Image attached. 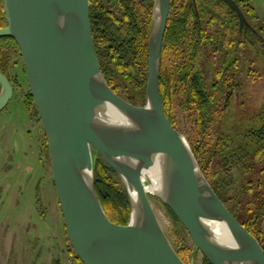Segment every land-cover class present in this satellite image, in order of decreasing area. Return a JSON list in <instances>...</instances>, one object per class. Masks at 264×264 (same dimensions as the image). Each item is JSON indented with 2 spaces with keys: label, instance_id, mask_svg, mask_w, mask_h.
<instances>
[{
  "label": "water",
  "instance_id": "95a60500",
  "mask_svg": "<svg viewBox=\"0 0 264 264\" xmlns=\"http://www.w3.org/2000/svg\"><path fill=\"white\" fill-rule=\"evenodd\" d=\"M251 26L236 0H225ZM20 48L35 108L45 129L64 225L83 264H187L151 202L159 198L212 264H264V248L219 197L187 137L168 117L160 71L171 0H155L149 32L146 100L137 105L108 83L96 50L90 0H3ZM194 8L198 13L196 0ZM14 93L0 70V112ZM125 119L115 122L113 117ZM118 174L130 206L126 225L107 215L96 189L95 163ZM162 175L150 190L149 170ZM99 180V179H98ZM221 222L232 241L209 228Z\"/></svg>",
  "mask_w": 264,
  "mask_h": 264
},
{
  "label": "trees",
  "instance_id": "16d2710c",
  "mask_svg": "<svg viewBox=\"0 0 264 264\" xmlns=\"http://www.w3.org/2000/svg\"><path fill=\"white\" fill-rule=\"evenodd\" d=\"M154 1L95 0L105 14L98 21L94 20L91 1L93 36L105 78L117 93L134 104H138V98L142 104L146 100L149 32ZM236 1L251 24L245 28V36L240 35L239 18L225 0H196L199 14L196 13L193 0H171L162 51L160 91L165 111L175 127L176 108L183 105L185 109L194 105L198 127L204 129L205 124L212 123L213 131L209 135L204 129L201 134H197V138L188 141L219 197L264 248V126L245 133L242 139H248V144L240 142L231 150L232 158H238L239 163L242 164L246 159L250 161L243 164L242 169L246 168L249 175L237 210L228 205L229 198L219 185L220 170L216 167L209 169L214 160L210 156L213 149L216 147L218 151L227 148L235 142V136L220 131L221 117L218 124H213L212 117L209 120L205 118L207 106L218 99L227 107L233 95L228 88L234 84L235 88L241 86L248 48L255 47L258 53L264 48V23L250 22V17L257 15L252 0ZM6 25L4 3L0 0V27ZM17 54L22 56L15 39L11 36L0 37V70L9 79L11 57ZM208 64L213 67L209 75ZM250 70L248 74L252 73ZM209 77H212L210 84L207 81ZM11 82L13 86L19 85L18 77ZM29 95L33 104V95L31 92ZM182 97L186 98L181 100ZM34 113L40 119L37 109ZM204 135L208 136V142ZM44 144L49 147L47 138ZM209 145L213 146L209 148ZM237 149L241 150L240 154L235 152ZM95 175L96 189L108 217L115 223L126 225L130 206L118 174L104 159L99 158L95 163ZM167 208L174 223L183 227L171 209ZM74 254L78 258L75 251ZM204 264L212 263L204 256Z\"/></svg>",
  "mask_w": 264,
  "mask_h": 264
},
{
  "label": "rangeland",
  "instance_id": "374dc122",
  "mask_svg": "<svg viewBox=\"0 0 264 264\" xmlns=\"http://www.w3.org/2000/svg\"><path fill=\"white\" fill-rule=\"evenodd\" d=\"M252 4L257 15L250 17V22L264 23V0H252ZM262 52L264 48L260 53L255 47L248 48L240 88H235L236 84L228 88L233 95L227 107L217 99L207 106L205 113L207 120L211 117L214 119L213 124H218L221 117L220 131L235 136V142L227 148L218 151L216 147L213 149L210 156L214 160L209 169L216 167L220 170L219 185L229 198L228 205L236 210V206L240 207L239 200L249 175L246 168L242 169L243 164L250 161L246 159L241 160L242 164L239 163L238 158H232L231 150L240 142L248 144V139H242L245 133L264 126ZM9 68L11 81L18 77L19 85H14L10 102L0 112V264H81L65 229L53 181L50 150L44 144L46 136L43 124L32 109L29 95L31 88L22 56L17 54L11 57ZM207 68L208 75L212 74L213 67L208 64ZM249 70L252 73L248 74ZM208 79L210 84L212 77ZM138 99L137 105H143ZM185 107L176 108L177 127L180 131L189 140L197 138V134H201L204 129L209 135L213 131L212 123L205 124L204 129L198 127L194 105L188 109ZM188 113L191 115L188 116ZM204 139L209 141L207 135H204ZM240 151L237 149L235 152L240 154ZM151 202L162 227L182 259L187 264H204L203 253L194 247L187 230L174 223L167 206L156 197H151Z\"/></svg>",
  "mask_w": 264,
  "mask_h": 264
},
{
  "label": "bare ground",
  "instance_id": "6f19581e",
  "mask_svg": "<svg viewBox=\"0 0 264 264\" xmlns=\"http://www.w3.org/2000/svg\"><path fill=\"white\" fill-rule=\"evenodd\" d=\"M115 116V115H113ZM118 117L115 116V118L113 117L114 121L119 123L118 121H122V118L126 120V118L123 115H117ZM156 168H153L151 170H149V175L151 176V180H150V184H149V189L150 190H155V189H161V183H162V175H156ZM209 228L213 231V233L220 239V240H227V241H232V243H234L233 240V236L231 235L229 229L227 228V226H225L223 223L221 222H213L210 224ZM226 242V241H225Z\"/></svg>",
  "mask_w": 264,
  "mask_h": 264
},
{
  "label": "flooded vegetation",
  "instance_id": "af4514ba",
  "mask_svg": "<svg viewBox=\"0 0 264 264\" xmlns=\"http://www.w3.org/2000/svg\"><path fill=\"white\" fill-rule=\"evenodd\" d=\"M91 1H92V4H93V17H94V20L96 21H98V20H102L104 17H105V14H104V9L103 8H101V6H98V4L95 2V0H90V11H91ZM109 1H113V0H109ZM91 15H92V13H91ZM91 21H92V19H91ZM239 24H240V22H239ZM247 27V24H245L244 26H243V28L242 29H240V25H239V30H240V35H243V36H245V33H244V30H245V28ZM196 40H197V38H196ZM34 100V99H33ZM32 101V100H31ZM32 109L33 110H35L36 108H35V106L32 104ZM44 131H45V129H44ZM46 134V133H45ZM47 138V137H46Z\"/></svg>",
  "mask_w": 264,
  "mask_h": 264
}]
</instances>
